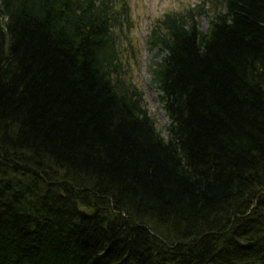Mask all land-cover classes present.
Masks as SVG:
<instances>
[{
	"label": "trees",
	"instance_id": "obj_1",
	"mask_svg": "<svg viewBox=\"0 0 264 264\" xmlns=\"http://www.w3.org/2000/svg\"><path fill=\"white\" fill-rule=\"evenodd\" d=\"M201 2L152 28L164 138L125 0H0V264H264V0Z\"/></svg>",
	"mask_w": 264,
	"mask_h": 264
},
{
	"label": "rangeland",
	"instance_id": "obj_2",
	"mask_svg": "<svg viewBox=\"0 0 264 264\" xmlns=\"http://www.w3.org/2000/svg\"><path fill=\"white\" fill-rule=\"evenodd\" d=\"M129 6L131 26L128 27L127 35L130 44L121 34L123 40L121 54L127 57L131 64L129 79L142 92L145 107L149 115L154 119L157 129L167 138L166 128L169 121L159 102V92L151 84L150 70L155 64L161 62L165 55L160 52L159 47L153 48L149 44V36L153 25L158 18L165 13L178 12L198 6L201 0H126ZM210 7L205 6V12L200 16L199 23L202 32L208 27V15ZM125 29V28H123Z\"/></svg>",
	"mask_w": 264,
	"mask_h": 264
}]
</instances>
